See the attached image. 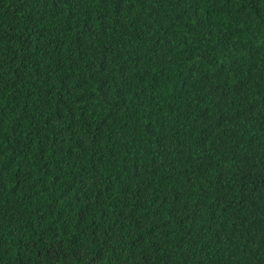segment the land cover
I'll list each match as a JSON object with an SVG mask.
<instances>
[{"label":"trees","instance_id":"1","mask_svg":"<svg viewBox=\"0 0 264 264\" xmlns=\"http://www.w3.org/2000/svg\"><path fill=\"white\" fill-rule=\"evenodd\" d=\"M0 264H264V0H0Z\"/></svg>","mask_w":264,"mask_h":264}]
</instances>
